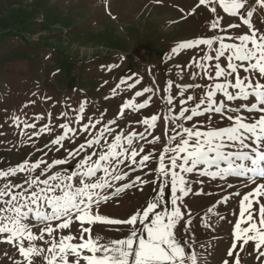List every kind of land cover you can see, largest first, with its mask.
<instances>
[{
	"label": "snow or ice",
	"instance_id": "snow-or-ice-1",
	"mask_svg": "<svg viewBox=\"0 0 264 264\" xmlns=\"http://www.w3.org/2000/svg\"><path fill=\"white\" fill-rule=\"evenodd\" d=\"M200 6L213 14L207 23L217 34L178 42L168 56L171 60L183 51L196 50L187 65H177L179 79L187 77L190 82L166 79L163 97L159 86L137 90L106 122L107 110L88 113L94 105L86 98L75 107L67 104L55 119L52 111L11 118L22 138L11 148L21 142L35 147L41 136L58 132L36 149L43 153L37 160L26 158L0 168V243L18 253L13 264H244L248 257L264 264V30L258 26L264 25L260 15L264 0H198L188 15ZM225 16L239 23L222 26ZM242 25L248 31L230 33ZM115 67L110 65L108 70ZM142 80L135 74L122 77L111 96L135 89ZM145 94L151 95L137 102ZM153 96L167 111L128 120L121 128L119 121L147 109ZM177 96L181 98L178 111ZM201 117L205 119H196ZM40 121L46 122L38 127ZM186 122L192 123L186 126ZM161 125V134L153 135ZM158 143L161 149L153 147L141 155L146 145ZM61 150L62 157L44 159L49 152ZM150 160H156L157 167L144 176L154 173L153 179L142 175L128 179L148 168ZM202 178L217 181L216 187L226 193L207 209L204 227L216 229L223 221L231 231L218 233L217 244L197 252L189 242L193 237L185 235L193 224L185 201L191 195L213 194L193 187L207 182ZM122 181L128 182L118 185ZM149 184L158 185L152 189L154 195L128 218L101 213L103 205L126 190L143 192ZM229 204L227 215L218 211ZM211 216L217 219L211 221ZM96 225L126 226L127 235L107 238L94 232Z\"/></svg>",
	"mask_w": 264,
	"mask_h": 264
},
{
	"label": "rangeland",
	"instance_id": "rangeland-1",
	"mask_svg": "<svg viewBox=\"0 0 264 264\" xmlns=\"http://www.w3.org/2000/svg\"><path fill=\"white\" fill-rule=\"evenodd\" d=\"M197 4L198 0H107V6L105 0H0V168L15 166L26 158L37 160L43 153L36 149L43 148L58 134L55 132L41 136L35 147L21 142L16 148H11L13 143L22 140L18 130L11 124V118L15 115L23 118L24 113L32 117L52 111L55 119L67 104L75 107L86 98L94 105V108L87 109L88 113L107 110L104 116L106 122L116 116L120 105L137 90L159 86V96L163 97L166 95L163 92L166 79L171 78L178 83L190 82L187 77L179 79L177 65H187L191 57L196 55V50L183 51L171 60L168 56L178 42L217 34L209 30L207 22L213 18V14L205 6H200L194 14L188 15ZM260 15L264 16V13ZM229 22L239 23L238 20L225 16L222 26ZM258 26L264 30V25ZM229 31L246 32L248 29L242 25L239 30ZM110 65L118 67L109 71ZM134 74L137 78L143 77L135 89L111 96V90L122 77ZM148 95L151 94L137 98V102H142ZM173 95H176L175 87ZM45 97L51 99L46 100ZM179 99L181 98L177 96V111L180 107ZM29 101L35 103L28 104ZM25 104L28 106L23 107ZM166 111L161 99L153 96V102L147 109L135 115H126L119 123L123 128L128 120L137 121L143 116H151L157 112L163 114ZM45 122L40 121L38 127ZM61 122L63 121L55 120L57 124ZM191 123L186 122V126ZM168 126L171 127L170 124ZM135 127L138 131L143 130L140 126ZM161 131L162 125L158 126L153 135L161 134ZM82 140L83 137L77 143ZM153 147L159 150L162 144L146 145L145 152L141 155L148 153ZM63 155V150L59 153L49 152L44 159L51 162ZM156 155H159V151ZM147 164L148 168L132 173L128 179L131 180L135 175L153 179L154 173L144 176V172L155 169L157 161L150 160ZM202 179L207 181V178ZM126 182L128 181L118 182V185ZM217 183L207 181L203 185H194V188L203 187L205 192L213 194L191 195L185 201L193 217L191 232L185 235L193 237L189 242L197 252L210 250L218 243V233L231 231V225L223 221L218 222L216 229L203 225L202 218L207 209L226 194L216 187ZM153 187L158 185L144 186L143 192L136 188L126 190L118 198L103 205L101 213L110 218L126 219L137 208L146 205L154 195ZM166 193L170 194V188ZM230 207L231 204L220 206L218 211L227 215V208ZM216 219L211 216V221ZM230 219L234 221V218ZM183 226L182 223L181 228ZM67 231L63 230L64 234ZM94 232L102 233L107 238H120L127 235V228L119 225H96ZM201 244L205 248H201ZM220 247L224 248L225 245L220 244ZM246 251H251V247L246 246ZM5 252L9 255H4ZM241 255L245 256L243 253ZM17 258L18 253L11 245L0 243V264H13V259ZM215 259L218 260L219 257ZM244 264L256 262L248 257Z\"/></svg>",
	"mask_w": 264,
	"mask_h": 264
},
{
	"label": "trees",
	"instance_id": "trees-1",
	"mask_svg": "<svg viewBox=\"0 0 264 264\" xmlns=\"http://www.w3.org/2000/svg\"><path fill=\"white\" fill-rule=\"evenodd\" d=\"M135 52H137V51H135Z\"/></svg>",
	"mask_w": 264,
	"mask_h": 264
}]
</instances>
